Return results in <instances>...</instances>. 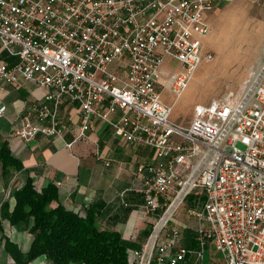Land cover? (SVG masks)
<instances>
[{
    "label": "built area",
    "instance_id": "obj_1",
    "mask_svg": "<svg viewBox=\"0 0 264 264\" xmlns=\"http://www.w3.org/2000/svg\"><path fill=\"white\" fill-rule=\"evenodd\" d=\"M217 1L0 0V45L17 58L0 66V81L32 82L49 90L45 99L53 103L36 109L38 124L22 118L19 139L62 137L59 108L76 103L81 120L68 149L100 121L162 161L139 167L141 185L132 186L154 218L147 243L133 252L136 264H185L189 255L202 261L208 241L225 264H264V82L252 75L236 95L197 105L188 125L171 120L174 102L163 98L165 91L180 98L202 63L213 60L204 39ZM198 190L207 197L210 228L200 249L190 250L168 223Z\"/></svg>",
    "mask_w": 264,
    "mask_h": 264
},
{
    "label": "crops",
    "instance_id": "obj_2",
    "mask_svg": "<svg viewBox=\"0 0 264 264\" xmlns=\"http://www.w3.org/2000/svg\"><path fill=\"white\" fill-rule=\"evenodd\" d=\"M227 3L224 0L216 2L213 12L208 16L210 25L212 15ZM16 62L17 58L0 45V66L14 65ZM169 62L174 63L171 60ZM48 93L49 90L32 82L14 86L0 81V109H4L3 114H0V132L4 140L8 141L14 156L23 162L27 170L16 173L12 180L6 182L0 164V206L9 198L13 188L22 186L30 176L38 188L49 183L56 184L61 201L69 209L82 215L92 211L102 228L116 230L124 239L142 245L145 241L142 232L149 224L154 225V218L143 213V195L134 191L132 186L141 185V179L137 176L139 167L162 161L157 158L153 148L122 142L111 127L100 121H94L87 131V137L68 149L66 144L73 140L81 120L76 103L67 102L59 108L57 119L62 137L39 135L31 142L22 141L15 134L21 127L22 118L30 116L32 122L38 124L36 109L44 103L53 107V103L45 99ZM50 124L51 120H47L46 125ZM188 196H193L192 207L185 200ZM186 197L174 212L171 221L175 226L172 223L171 226L180 230L182 246L198 250L200 235L210 228L203 216L207 197L200 190ZM11 204L13 206V200ZM0 225V264H16L5 250L6 238L17 243L26 254L32 237L25 227L16 228L8 221L1 220ZM213 249L218 252L213 243L208 241L203 260L189 255L190 263L216 262ZM29 264L48 262L45 257H40Z\"/></svg>",
    "mask_w": 264,
    "mask_h": 264
},
{
    "label": "trees",
    "instance_id": "obj_3",
    "mask_svg": "<svg viewBox=\"0 0 264 264\" xmlns=\"http://www.w3.org/2000/svg\"><path fill=\"white\" fill-rule=\"evenodd\" d=\"M0 164L6 182L16 173L27 172L1 132ZM192 197L185 199L190 207ZM163 212L160 211V216ZM0 220L16 228L25 227L32 237L26 254L17 243L6 238L5 250L16 264H29L40 257H45L48 264H136L133 252L147 243L154 226L149 224L142 232L145 239L142 245L124 239L118 231L102 228L94 212L82 215L66 207L56 184L38 188L30 176L22 186L13 188L1 204ZM189 257L185 264H191Z\"/></svg>",
    "mask_w": 264,
    "mask_h": 264
},
{
    "label": "rangeland",
    "instance_id": "obj_4",
    "mask_svg": "<svg viewBox=\"0 0 264 264\" xmlns=\"http://www.w3.org/2000/svg\"><path fill=\"white\" fill-rule=\"evenodd\" d=\"M210 22L204 48L213 53V60L202 63L180 98L169 91L163 93L166 103L174 102L171 120L182 125L189 124L197 105H208L225 94L236 95L264 63V0H230ZM260 78L264 82V68ZM239 147L246 149L247 141ZM212 253L216 262L209 264H225L223 252L213 249Z\"/></svg>",
    "mask_w": 264,
    "mask_h": 264
},
{
    "label": "bare ground",
    "instance_id": "obj_5",
    "mask_svg": "<svg viewBox=\"0 0 264 264\" xmlns=\"http://www.w3.org/2000/svg\"><path fill=\"white\" fill-rule=\"evenodd\" d=\"M263 68H264V63H262L261 65H259V67H258V70L257 71H254L253 72V78H252V82L254 81V80H257L258 78H259V76H261V72H262V70H263ZM252 77V76H251ZM174 106V105H173ZM178 204V202H176V205ZM168 216L169 215H167L166 217H165V219L159 224V228L162 226V225H164V223H165V221H166V219L168 218Z\"/></svg>",
    "mask_w": 264,
    "mask_h": 264
}]
</instances>
